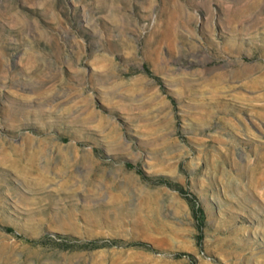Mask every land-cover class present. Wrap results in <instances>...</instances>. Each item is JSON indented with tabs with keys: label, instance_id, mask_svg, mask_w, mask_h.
I'll return each mask as SVG.
<instances>
[{
	"label": "rangeland",
	"instance_id": "obj_1",
	"mask_svg": "<svg viewBox=\"0 0 264 264\" xmlns=\"http://www.w3.org/2000/svg\"><path fill=\"white\" fill-rule=\"evenodd\" d=\"M0 264H264V0H0Z\"/></svg>",
	"mask_w": 264,
	"mask_h": 264
}]
</instances>
